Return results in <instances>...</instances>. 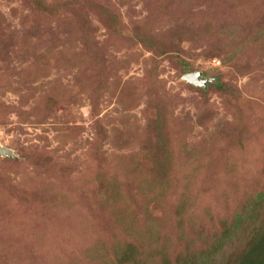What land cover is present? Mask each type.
I'll return each mask as SVG.
<instances>
[{
    "label": "rangeland",
    "instance_id": "obj_1",
    "mask_svg": "<svg viewBox=\"0 0 264 264\" xmlns=\"http://www.w3.org/2000/svg\"><path fill=\"white\" fill-rule=\"evenodd\" d=\"M40 1L0 0V264L198 255L264 190V0Z\"/></svg>",
    "mask_w": 264,
    "mask_h": 264
},
{
    "label": "trees",
    "instance_id": "obj_2",
    "mask_svg": "<svg viewBox=\"0 0 264 264\" xmlns=\"http://www.w3.org/2000/svg\"><path fill=\"white\" fill-rule=\"evenodd\" d=\"M38 2L42 3L40 0ZM263 40L264 32H261L260 36L254 39V44L258 46ZM184 70L189 71L190 66H186ZM217 88L225 94L232 91L223 84L217 85ZM158 145L160 147L165 146L162 142H158ZM187 190L186 186L185 192L181 196V203L187 201ZM221 228V235L208 248L206 246L202 252H198V255L193 257L189 254L182 255L177 263L224 264L220 263V254L224 251L225 246L242 236L244 241L249 237L250 239L246 252L239 260L236 259L235 264H264V190L256 196H252L234 218L222 220ZM135 252L134 245H127L125 251L114 253V261L117 264H141L140 258L135 256Z\"/></svg>",
    "mask_w": 264,
    "mask_h": 264
},
{
    "label": "water",
    "instance_id": "obj_3",
    "mask_svg": "<svg viewBox=\"0 0 264 264\" xmlns=\"http://www.w3.org/2000/svg\"><path fill=\"white\" fill-rule=\"evenodd\" d=\"M184 79L191 85L195 86V87H200V88H207L209 83L212 82L213 80H208V79H205L203 77V74L200 73V72H196V73H190V74H187ZM0 153L2 156L4 157H8V158H11V159H16L15 157V154L11 151V150H8L6 148H1L0 149Z\"/></svg>",
    "mask_w": 264,
    "mask_h": 264
}]
</instances>
